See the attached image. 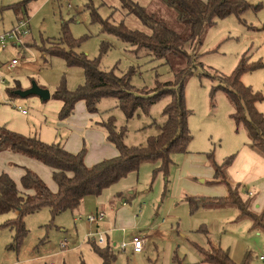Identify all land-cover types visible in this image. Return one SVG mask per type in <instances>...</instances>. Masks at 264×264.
Listing matches in <instances>:
<instances>
[{"label":"rangeland","instance_id":"374dc122","mask_svg":"<svg viewBox=\"0 0 264 264\" xmlns=\"http://www.w3.org/2000/svg\"><path fill=\"white\" fill-rule=\"evenodd\" d=\"M23 1L0 0V35L12 31L20 18L28 22L29 33L21 37V46L14 47L13 41H9L5 49L0 48V121L6 123L2 126L7 130L21 136L51 138L50 143L40 139L46 144L60 142L63 146L66 142L71 143L76 148L73 153L83 150L84 159L95 164L108 159L109 153L101 146L103 143L115 150L106 141L104 128L98 125L108 117L115 120L118 129H125L124 144L128 147L143 146L148 137L157 135L156 125L163 124L166 119L162 111L169 97L155 102L147 112L137 110L128 120L116 99H101L95 114H88L84 103L78 102L73 113L60 121L59 101L52 98L42 101L35 95L12 96L8 89L15 83L19 84L20 91L36 85L50 95L61 83L67 90L83 85L84 74L79 67H67L62 59L51 57L37 47L40 45L46 50L49 47L47 41H59L64 30L79 44L73 50L84 53L88 59H99L100 70L122 76L132 69L130 84L136 95H142L144 89L153 92L157 84L174 83L177 72L188 68L192 71L183 84L191 133L188 152L171 155L165 174H153L160 166L158 161L140 164L131 187L122 192L124 198L119 203L115 200L117 207L109 212V216L114 218V212L121 208L128 214V223L118 225L124 240L111 241L117 244L113 248L112 264H173L174 255L195 264L204 258L195 246L207 249L209 244L228 251L236 263H241L247 256L249 264H264V233L254 230L247 219L237 220L236 209L204 207L191 212L184 199L216 197L194 192L193 186L213 191L218 188L226 194L225 186L214 179L215 165L220 166L227 157L236 156L241 145L253 151L248 146L249 138L242 124L237 126L231 118L234 108L222 89L226 87V77L245 58L246 64L254 69L244 72L240 82L254 93L263 95V101L257 102L255 108L264 115V0H242L250 8L237 16L216 20L202 35L201 44L187 43L184 50L191 57V64L179 55L156 59L147 50L136 51L130 44L107 33L102 27L105 21L111 25L123 23L128 29L149 33L134 15H126L119 0H26L24 7L16 9ZM132 1L154 13L174 31H183L175 14L160 2ZM104 44L108 49L101 53ZM57 47V44L52 45V49ZM11 60L18 63L10 66ZM23 110L25 114L22 115ZM94 131L103 136L99 146L91 139ZM24 159L33 164L32 169L18 161ZM232 161L227 169L233 165ZM20 167L30 169L51 192H56L51 170L42 163L9 151L0 153V173L8 174L19 189L17 174L22 173ZM226 176L228 178L227 173ZM241 194H248L264 206L262 187L254 190L245 185ZM95 201V197L87 196L74 210L61 212L54 218L47 207L26 214L23 219L26 235L18 246H15L14 229L4 226L16 217L15 213L0 215V264H102L88 243L95 237L97 229L84 219L89 212H94ZM121 202L125 203L124 207ZM83 209L85 213L78 214ZM118 213L116 219L121 216ZM78 216L82 219L76 221ZM142 218L146 219L148 227L139 225L142 227L139 231L137 224ZM147 228L151 231L144 235L148 241L144 240L142 252L133 253L131 246L124 250L120 248L122 242L128 243Z\"/></svg>","mask_w":264,"mask_h":264},{"label":"trees","instance_id":"16d2710c","mask_svg":"<svg viewBox=\"0 0 264 264\" xmlns=\"http://www.w3.org/2000/svg\"><path fill=\"white\" fill-rule=\"evenodd\" d=\"M155 1L160 2L164 8L175 14L176 22L183 26L182 32L174 31L154 13L132 0H119L121 9L126 12V15H134L141 25L149 30V33L128 29L123 23L111 25L108 21L102 22L103 29L119 40L130 44L136 51L147 50L159 60L167 55H179L184 57L188 64H191V57L184 50L187 43L201 44L202 35L216 20L231 15L237 16L250 8L242 0ZM25 3L26 0L16 9L24 7ZM50 41H47L49 47L46 50L40 45L37 47L44 49L45 51L41 52L51 57L56 56L62 59L67 67H79L84 74L83 85L74 90H67L65 84L61 83L54 90L53 95H50V98L60 102L61 108L58 112L60 121L67 119L73 113L74 105L78 102L84 103L88 114H95L97 104L101 99H116L118 107L128 120L137 110L147 112L151 105L163 97H169L170 100L162 111L166 118L165 121L161 125H156L157 135L148 137L143 146H126L124 144L125 129H118L112 117L98 124L104 128L105 139L117 151V155L91 166L84 164L85 152L83 150L78 153H69L60 142L46 144L36 137L21 136L0 126V153L9 151L42 163L51 170L53 183L57 187L56 192H51L46 184L26 167H20L22 172L19 179L20 189L8 174L0 173V215L15 213L16 217L4 225L14 229L15 246H18L26 235L23 226L26 214L34 213L42 207L49 208L53 218L61 212L72 211L87 196L98 197L103 190L117 184L119 180L133 172L137 173L139 165L144 162L158 161L160 166L154 170L153 174L158 172L165 174L170 166L171 155L186 154L187 145L191 141V133L188 129L189 110L184 102L183 87L184 81L192 75L189 68L177 72L174 83L157 84L153 92L144 89L142 95H136L130 84L132 69L122 76L114 74L113 71L100 70L99 59H88L84 53H76L73 50L79 44L70 37L66 30L63 31V37L59 41L55 40L51 43ZM54 44H57L59 48L52 49ZM103 46L101 53L108 49L107 45ZM245 60V58L241 59L233 73L226 77V87L222 90L226 92L234 108V112L230 114L231 118L237 126L242 124L248 135V146L264 159V115L255 108L257 102L263 101V95L254 93L250 87L240 82V77L244 72L254 69L253 66L247 65V60ZM17 91L20 89L19 84L16 83L13 88L8 89L12 96H18ZM234 157L235 155L227 157L222 165H215L214 169V179L219 180L217 182L225 186L226 196L185 197L184 199L191 212L204 207L234 208L238 212L237 220L247 219L254 230L264 233V206L258 213L255 212L252 209L254 200L248 194H241L243 186L233 185L226 176V169ZM115 197L121 198L120 194ZM88 243L102 264L114 262V247L107 237L103 247L96 245L92 238ZM195 247L204 257L195 264H249L247 256L241 263H236L228 251L219 246L209 244L207 249ZM172 263L190 264L184 260V257L180 258L177 255L172 256ZM80 264L84 263L80 262Z\"/></svg>","mask_w":264,"mask_h":264},{"label":"crops","instance_id":"0c3cea01","mask_svg":"<svg viewBox=\"0 0 264 264\" xmlns=\"http://www.w3.org/2000/svg\"><path fill=\"white\" fill-rule=\"evenodd\" d=\"M12 46L17 47L14 45V43H11ZM11 89V88H9ZM61 106L58 105V108L60 109ZM5 122L3 120L0 121V126L4 125L5 126ZM10 125V124H9ZM7 127V126H6ZM42 138V140L46 143H50L49 141H51V138H44L43 136H40V139ZM91 139L93 140V143L96 142L99 146L101 144V142L103 141V136H99L97 134V132H92L91 134ZM72 147H71V146ZM96 146V147H97ZM102 148L105 149L106 153L108 154V158H112L115 157L117 155V151H112L110 150L109 146L104 144L101 145ZM64 149L69 152V153H73L76 151V148L73 144L66 142L63 145ZM236 156L233 159V165L230 166L226 173L228 174V178H230V182L233 185H243V186H251L254 190L260 186L264 189V159L259 156L258 154H255L253 151H251L248 147H246L245 145H241V149L238 150L236 153ZM106 155V154H105ZM11 158V157H10ZM21 164H25V166H28V168L32 169L33 164L28 160H18ZM237 162H240L237 165ZM84 164L89 166L93 163H88L85 159H84ZM234 166V168H233ZM22 173L17 174V177L20 179ZM133 178H134V172L132 174H129L126 178L121 179L118 181L117 184L109 187L108 189L103 190L102 194L96 198L95 201V205L97 207H95L94 212H89L88 214H93L95 212H104L105 213V218L104 221L101 224H95V228L97 229L96 231H100L102 233H105L107 240L112 243L111 241L117 238L119 239H123L124 240V236L121 233V229L118 228L119 224H125L128 223V214L124 212V210H122L121 208H119V211L116 210L114 212V218L110 215L109 216V212L113 211L117 206H116V202L115 200L117 199L115 196L120 194L121 198L122 197V192L124 190H128L133 182ZM193 191L196 192H200L203 194H209L212 196H216V197H224L226 196V194H224V191H222L221 189L215 188V191L213 190H208V189H204L203 187H198L197 186H193ZM178 190L176 191V194H178ZM131 194V193H130ZM87 198V197H86ZM85 198V199H86ZM120 198V199H121ZM82 200V202L85 201ZM120 199L118 200V203L120 202ZM123 202H121L122 204ZM263 202H258L257 200H254L252 209L255 212H259L262 209V204ZM81 204V203H80ZM124 205V203L122 204V206ZM124 207V206H123ZM78 212V211H76ZM118 212L121 213V216L117 218L118 216ZM80 213H85V210L83 209L82 212H78V214ZM82 215V214H81ZM87 216V215H86ZM133 217V216H132ZM135 224H137L135 222ZM163 224V221L161 223H159L158 225L161 226ZM142 225V227H148L146 226V219H141L139 220L138 224H137V228H139V231L141 230L140 226ZM136 228V227H135ZM151 228H147L144 230V232L136 234L135 236L140 237L141 239H143V241L145 240L148 241L147 236L144 237V235H147L145 233L150 232ZM121 233V234H120ZM119 234V236H118ZM130 235V233H129ZM126 240V239H125ZM113 247H116V243H112ZM146 245V243H145ZM144 250V248H143Z\"/></svg>","mask_w":264,"mask_h":264},{"label":"built area","instance_id":"2783aa9c","mask_svg":"<svg viewBox=\"0 0 264 264\" xmlns=\"http://www.w3.org/2000/svg\"><path fill=\"white\" fill-rule=\"evenodd\" d=\"M27 28H28V22L25 21V18L20 20V22L14 28H12V31L0 35V48L5 49V44L9 41L10 42L13 41L15 46H18V45L21 46V43H22L21 37L24 35H27L29 33V30ZM11 61L12 62H11L10 66L18 63V61H15V60H11ZM21 114L22 115L25 114V111L24 110L21 111ZM104 218H105V213L95 212L93 214H88L87 216H85L84 219H85L87 224L89 223V224L95 225V224H99V223L103 222ZM81 219H82L81 216H78L77 218H75L76 221L81 220ZM94 235H95V237H92V239L95 240L97 245H100V246L105 245L104 244L105 238H106L105 233H102L100 231H96L94 233ZM128 246L132 247L133 253H135V254L140 253L143 251L144 241L140 237L135 236V237H132V239L128 243L122 242L120 244V248L122 250H124ZM260 259H262V258H260Z\"/></svg>","mask_w":264,"mask_h":264},{"label":"water","instance_id":"95a60500","mask_svg":"<svg viewBox=\"0 0 264 264\" xmlns=\"http://www.w3.org/2000/svg\"><path fill=\"white\" fill-rule=\"evenodd\" d=\"M16 94L20 97L28 96V95H35L39 96L42 100H48L50 98V93L45 89H42L36 85H32L27 90L17 91Z\"/></svg>","mask_w":264,"mask_h":264}]
</instances>
